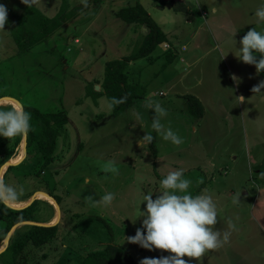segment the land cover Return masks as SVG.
Listing matches in <instances>:
<instances>
[{
    "label": "rangeland",
    "instance_id": "rangeland-1",
    "mask_svg": "<svg viewBox=\"0 0 264 264\" xmlns=\"http://www.w3.org/2000/svg\"><path fill=\"white\" fill-rule=\"evenodd\" d=\"M187 1L193 6L188 16L167 7L170 0H67L65 11L80 12L46 40L19 53L9 32L11 14L26 5L21 0H0L8 20L5 31H0V98H14L42 111L64 110L68 117L57 127L52 159L40 172L42 157L30 144L23 158L1 174L2 182L22 192L18 200L36 192L57 198V237L42 248L48 253L44 264H78L88 251L107 241L124 247L136 261L153 258L157 252L159 257L170 255L143 249L127 237L135 234L142 219L137 218L138 202L134 203L137 189L155 198L159 181L177 168L184 169L190 180L188 193L212 194L217 205L214 227L223 232L229 230V220L234 225L228 243L207 251L200 264H264V93L251 92L264 80V70L257 73L254 65L235 56L241 37L252 27L264 29V22L257 23L252 9L238 12L240 22L212 24L210 8L202 5L205 0ZM226 1L243 0L220 3ZM247 1L255 8L259 0ZM136 2L158 24L171 49L166 54L157 45L148 56L150 62L137 58L127 64V80L143 85L146 96L112 115L108 98L101 94L94 101L87 87L101 89L105 63L130 54L146 33V27L115 15ZM28 5L52 16L60 0H30ZM197 25L198 36L191 39ZM234 30L236 45L231 40ZM184 93L202 101L200 119L188 113L179 96ZM146 98L161 103L167 110L161 123L183 138L180 145H173L156 134L155 156L147 143H138L151 131L143 106ZM9 107L6 101L0 103V109ZM22 139L0 137V159L11 154L0 167L22 151L18 149ZM138 175L151 179L140 183ZM106 192L114 194L110 206L98 203ZM234 196H239L238 203L232 202ZM32 208L28 221L35 223H47L54 212L38 198ZM143 209L141 203L139 210ZM98 217L108 223L111 235ZM28 225L22 223L13 232ZM182 258L197 264L194 258Z\"/></svg>",
    "mask_w": 264,
    "mask_h": 264
},
{
    "label": "trees",
    "instance_id": "trees-1",
    "mask_svg": "<svg viewBox=\"0 0 264 264\" xmlns=\"http://www.w3.org/2000/svg\"><path fill=\"white\" fill-rule=\"evenodd\" d=\"M101 0H92L99 3ZM67 0H60L57 12L52 16L43 14L37 7L32 5L24 6L20 12L11 14L10 36L19 53L29 51L36 44L46 40L55 30H57L65 20H69L77 15L79 10L65 11ZM116 17L121 18L124 22L137 24L147 28L139 45L130 54L121 58L107 61L104 65V75L101 80V89H94L93 84L87 88V92L92 96L94 101L98 96L104 94L109 98L117 99L123 97V102L111 108L112 115H117L124 109L133 105L135 100L143 99L145 88L140 84H132L127 80L125 67L131 60L145 57L150 52L166 40L164 33L158 24L151 18L147 11L136 2L133 5H127L115 13ZM170 61V55L166 56ZM186 104L188 113L195 119L203 115V106L201 101L192 94L179 95ZM10 106V105H9ZM25 111L31 115V129L27 134L26 147L33 144L37 153L42 157L39 172L51 161V155L55 147L56 137L59 135L58 126L66 124L68 117L64 110L59 111H42L30 105H23ZM149 121L153 119L154 113L148 109ZM54 123L55 126H52ZM153 136V141L148 144L153 156H155V138L156 132L151 129L149 132ZM10 153H7L0 164L9 159ZM12 166H8L7 170ZM198 191V190H197ZM38 193V192H36ZM193 195H196L194 193ZM57 202V198L53 196ZM35 200L28 206L15 209L5 204H0V239H3L9 227L22 220H30ZM101 223L111 235L108 223L102 219ZM56 222V221H55ZM54 222V223H55ZM57 223L49 226L37 224L28 225L23 231L15 230L9 237L8 244L4 251L0 253V264H44L46 263L48 253L43 251L45 245L57 237ZM39 252V253H37ZM39 254V255H37ZM155 258H159L157 252ZM78 264H139L131 257L119 244L107 241L97 249L90 250L86 253L83 260Z\"/></svg>",
    "mask_w": 264,
    "mask_h": 264
},
{
    "label": "clouds",
    "instance_id": "clouds-1",
    "mask_svg": "<svg viewBox=\"0 0 264 264\" xmlns=\"http://www.w3.org/2000/svg\"><path fill=\"white\" fill-rule=\"evenodd\" d=\"M21 3L28 5L30 0H21ZM257 23L264 22V0L254 11ZM8 23L7 8L0 3V31H5L4 26ZM237 31H232L231 40L234 45L237 41L233 38ZM257 54L259 58H257ZM240 61L245 64L254 65L257 73L264 70V29L257 31L255 27L250 28L239 40L237 54ZM232 79L239 82L237 77ZM264 80L259 81L252 87V93H264ZM241 100L243 97H237ZM123 97L117 99L109 98L107 107L123 102ZM154 113L151 121V129L163 140L173 145H180L183 138L171 127L161 123L162 117L167 115V110L159 101L146 98L144 105ZM31 115L25 111L23 106L15 104L7 109H0V137L14 138L26 137L31 129ZM153 136L151 133L139 138L141 142L151 144ZM184 169L177 168L169 171L160 181L159 194L152 198V193L143 192L137 189L134 194L140 227L136 228L135 234L127 237L129 243L137 244L149 251L153 249L165 250L170 255L159 258H142L139 264H189V261L182 257L194 258L200 264V258L209 250H215L227 244L230 230L234 227L231 220L228 221V229L221 232L214 226L217 224V205L210 193L192 195L187 189L190 180L184 177ZM137 181L143 183L151 178L138 175ZM22 195L16 188L0 182V204L15 202ZM114 200L112 192H106L98 203L110 206ZM234 204L239 202V196H234ZM144 204L143 211L139 210L140 204ZM136 218V219H137ZM135 219V220H136Z\"/></svg>",
    "mask_w": 264,
    "mask_h": 264
},
{
    "label": "crops",
    "instance_id": "crops-1",
    "mask_svg": "<svg viewBox=\"0 0 264 264\" xmlns=\"http://www.w3.org/2000/svg\"><path fill=\"white\" fill-rule=\"evenodd\" d=\"M220 1H224V0H205L202 3V5L204 7L206 5L207 8H210V14L213 15L212 16V22H211L212 24H215V22H216V25H219L218 21H221L222 23H225V24H229L231 20H235L237 22H240L241 19H239V18H241V17H239L237 15L238 12L244 11V13H245L246 11H249V13H250L252 9L255 10L257 7H259V5L262 2L261 0L257 1L258 2L257 6L255 7V5H254L255 8H253L252 6L249 5V1H247V0H243V1H239V2L237 1L234 4H233V2H228V1L220 3ZM177 4H181V5H177ZM169 5L170 6H167V7H172L173 9H176L177 11H180L183 14H186L187 16H188V13H190V11H192V10H190L191 7H193L192 4L190 2H188L187 0H170ZM216 11H219V13H216ZM222 11H225V12L223 13ZM196 13L199 14V12H196ZM196 13H195V15H197ZM197 29H198V25H197L196 30L194 31V33L190 35L191 39H193L195 37V35L198 36ZM146 32H147V30H146ZM197 42H198V39L196 40V43ZM158 45L161 48L162 52L164 51V53H166L168 50L171 49L170 41H167V40H165L164 42H161ZM197 45H198V43H197ZM195 46H196V44H195ZM181 50H184V47H181ZM169 53H170V56L172 57V55H171L172 53L171 52H169ZM149 55H147L145 57H141V58H145V60H144L145 62H147V61L150 62L152 57H148ZM144 64H146V63H144ZM184 94H186V93H184ZM145 96H146V91H145ZM194 96H196V95H194ZM197 98L199 99V97H197ZM140 100H143V99H140ZM201 103H202V101H201ZM202 106H204L203 103H202ZM203 110H204V107H203Z\"/></svg>",
    "mask_w": 264,
    "mask_h": 264
},
{
    "label": "water",
    "instance_id": "water-1",
    "mask_svg": "<svg viewBox=\"0 0 264 264\" xmlns=\"http://www.w3.org/2000/svg\"><path fill=\"white\" fill-rule=\"evenodd\" d=\"M177 5H181V4H177ZM2 100H11V101H14L16 104H20L21 105V103L18 101V100H16V99H14V98H8V97H3V98H0V102L2 101ZM22 155H21V157H20V159L17 161V162H11L10 160H8V161H6L5 162V164H3L1 167H0V182H2V180H1V174H2V172H3V170L5 169V167H7V166H10V165H14V164H16V163H18L22 158H23V155H24V153H25V149H26V141H25V137H23V139H22ZM254 192H255V189L253 190ZM250 193V192H249ZM251 193H253V192H251ZM49 196V195H48ZM51 199H53L54 201H55V203L57 204V202H56V200L52 197V196H49ZM35 195L33 194V195H31V197H30V199H29V201H28V203H26L25 205H23V206H21V207H13V206H11V205H9V204H7V206H9V207H11V208H15V209H20V208H23V207H26V206H28L30 203H32L33 202V200H35ZM58 205V204H57ZM58 208H59V206H58ZM58 216H59V212H58ZM59 218V217H58ZM24 224V223H29L30 225L31 224H37V225H42V226H49V225H53V224H55V223H52V224H47V223H35V222H30V221H28V220H22V221H18V222H16V223H14V224H12L10 227H9V229L7 230V232L5 233V236H4V238H3V244L1 245V247H0V253L5 249V247L7 246V242H8V239H9V237H10V235H11V233L13 232V230L17 227V226H19L20 224Z\"/></svg>",
    "mask_w": 264,
    "mask_h": 264
},
{
    "label": "bare ground",
    "instance_id": "bare-ground-1",
    "mask_svg": "<svg viewBox=\"0 0 264 264\" xmlns=\"http://www.w3.org/2000/svg\"><path fill=\"white\" fill-rule=\"evenodd\" d=\"M6 101L7 103H9L10 107L11 106H14L16 103L14 101H11V100H2L1 102H4ZM0 102V103H1ZM22 147V144L21 142L18 144V149H21ZM20 151V150H19ZM22 152V151H21ZM19 152L18 154H16L15 156L11 157L10 158V161L11 162H16L20 159L22 153ZM36 198L38 199H43V200H46L50 206H52V208H54V212H53V215L51 216V218L48 220L47 224H52L54 223L55 221H57L59 218L58 216V206L57 204L55 203V201L53 199H51L47 194L43 193V192H38V193H35L34 194ZM31 197V196H30ZM30 197H25L24 199L22 200H17L15 202H11L9 203V205L13 206V207H21L23 205H25L26 203H28ZM29 198V199H28ZM1 246V245H0Z\"/></svg>",
    "mask_w": 264,
    "mask_h": 264
}]
</instances>
